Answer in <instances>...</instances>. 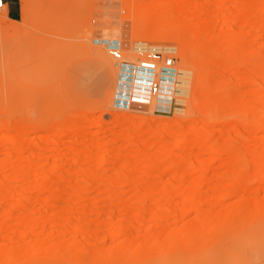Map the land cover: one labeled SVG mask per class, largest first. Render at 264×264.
<instances>
[{
  "label": "rangeland",
  "instance_id": "374dc122",
  "mask_svg": "<svg viewBox=\"0 0 264 264\" xmlns=\"http://www.w3.org/2000/svg\"><path fill=\"white\" fill-rule=\"evenodd\" d=\"M19 1V19L0 23V264H264L262 2L246 10L261 30H241L234 0H193L201 22L236 44L223 43L205 83L198 47L181 35L151 41L186 43L187 60L165 54L190 68L189 87L172 105L182 111H136L117 104L115 61L95 40L148 37L127 18L135 0ZM204 87L220 110L203 108ZM143 138L155 143L140 149ZM82 149L95 159L73 161ZM140 150L171 158L151 168L118 161ZM55 155L67 157L56 171ZM237 175L243 186L232 185ZM80 188L74 200L65 194Z\"/></svg>",
  "mask_w": 264,
  "mask_h": 264
},
{
  "label": "bare ground",
  "instance_id": "6f19581e",
  "mask_svg": "<svg viewBox=\"0 0 264 264\" xmlns=\"http://www.w3.org/2000/svg\"><path fill=\"white\" fill-rule=\"evenodd\" d=\"M234 1L238 5V11L234 16V20L241 23V27H242L241 30H245L248 25L256 26L259 30H261L262 24H260L259 21L257 20H255L254 22H250V20L246 15V10L249 1L248 0H234ZM260 1L262 2L264 8V0H260ZM134 5L136 6V8L135 11L133 12V15H131V12L130 14L128 13L127 18H132V17L135 18L134 19V21L136 20L134 24L135 26L133 25L135 31H138L139 33L147 32L148 34L147 33L146 34L148 35V37L135 39L129 43L126 42L124 45L119 40L120 38L118 36L116 38L113 36L112 38H105V37L103 38L102 36V38L100 39H95L101 42L103 41V39H107L106 41H108L110 45L113 44L121 50L120 58L118 59L113 58L115 61L114 66L118 70L117 73H119L118 86H117L119 93H117L116 95L117 96L116 102L120 107L124 106L125 108L136 111L154 110L160 104L171 105L170 108H173V111H182L183 108L175 105L176 104L175 102H181L183 100L182 97L187 94L189 87V74L191 71L190 68L183 65L176 66L177 65L176 64L171 68H164L159 66L155 70H147L141 68L140 65L141 59L147 53L153 51L156 52L159 51L164 54L165 53L172 54L173 52L178 50L179 56L185 61L188 58L185 44L190 43L192 46L198 47L195 48L196 54L200 56V63L202 65V69L206 80L205 83H208L211 78L210 69L214 66L222 65L220 57L223 54V50H222L223 43L226 40H229L230 44L233 45L236 44V40L233 36H231V32L229 30L223 31L221 30L222 28H219V26L217 25H212V23L201 22L202 10L199 9L197 10L195 8L193 0H135V4H132V6ZM125 6L128 8L127 5ZM124 11L127 12L126 9H124ZM125 12L123 14H125ZM102 13H105V11H102ZM5 15H6V5L4 8L0 10V23L2 22V18ZM110 23L112 22L110 21ZM110 23L104 22L102 26L104 27V29L111 28ZM109 31L111 30H108V32ZM125 31L128 30L126 29ZM263 31L264 30H262L261 32ZM131 32L133 31L131 30ZM100 34H102V32H100ZM136 34L138 35V33ZM122 35L128 36V34H122ZM168 35L169 38L172 35L173 36L181 35L182 38H185L186 43L184 41L181 43L174 41L175 44H159V43L151 42V41L166 40L168 38L167 37ZM107 37H110V35H108ZM99 54L103 55L100 52ZM224 64L228 65L229 62ZM114 66H110L111 72L113 71ZM239 75L243 76L244 74L239 71ZM154 79L158 80L161 84V89L156 94H152L149 88L151 81ZM212 98L213 97L211 94V90L204 87L203 95H202V99H203L202 103H203V108L208 112L215 111L216 109L220 110L218 106L216 107L215 102ZM173 103H175L174 106H172ZM154 143L155 141L153 138H143L141 140V143H138V146L140 149L144 150V148ZM143 150H140L138 151V153L133 154L131 156H126V157L119 156L118 161L121 164H126V165L133 164L136 166L145 163V167L151 168L154 166H163L166 160L171 158L169 157L170 155L168 156L158 155V154L147 155L142 152ZM53 157L55 161L53 167L55 170L52 168L51 172H53V174H57L59 172L56 173L54 171H56L57 167L63 166V163L67 161V157L62 155L61 156L55 155ZM70 157L73 159V161H77V162L84 161L88 163L92 162L95 159L94 154L89 149L79 150L76 152V154L71 155ZM106 159L107 157H104L103 161H105ZM89 168L90 170L88 171V173L86 172V175H88L89 177L104 176V174H101L98 171H93L91 167ZM50 174L52 173L46 172L43 173L42 176L48 177L50 176ZM59 174L61 175L62 173ZM60 175L57 174V176ZM233 178L236 179L232 181V185L243 186V179L241 177L239 178V176L237 175L236 177ZM117 179L118 176L116 175L114 177L113 176L111 177V181L113 183H115ZM217 189H219L220 193H223L225 191L220 187H218ZM53 190L56 189L55 188H53L52 190L49 189L48 192L52 193ZM86 190L87 188H80L76 192H72L69 189H67L65 190V194L70 200H74L76 199L74 198L75 194L82 195L86 192ZM172 191H174V189L170 187L163 189L162 192L171 193ZM146 193L154 194L155 192L152 189H146ZM188 193L189 195H196V194L200 195L202 192L199 188H195L193 190H190Z\"/></svg>",
  "mask_w": 264,
  "mask_h": 264
},
{
  "label": "built area",
  "instance_id": "2783aa9c",
  "mask_svg": "<svg viewBox=\"0 0 264 264\" xmlns=\"http://www.w3.org/2000/svg\"><path fill=\"white\" fill-rule=\"evenodd\" d=\"M5 0H0V10L5 7ZM105 43L106 48L108 49L109 53L111 54L112 58H120L121 56V50L116 47L115 45H110L108 41H102ZM141 68L147 69V70H155L159 66L164 68H171L174 65V58L170 55L161 53L159 51H153L147 53L140 62ZM119 74V73H118ZM150 91L152 94H156L161 89V84L158 80H152L150 83ZM118 90V88H117ZM117 93H119L117 91ZM116 93V95H117Z\"/></svg>",
  "mask_w": 264,
  "mask_h": 264
},
{
  "label": "crops",
  "instance_id": "0c3cea01",
  "mask_svg": "<svg viewBox=\"0 0 264 264\" xmlns=\"http://www.w3.org/2000/svg\"><path fill=\"white\" fill-rule=\"evenodd\" d=\"M6 14L11 20H18L21 15V4L19 0H5Z\"/></svg>",
  "mask_w": 264,
  "mask_h": 264
}]
</instances>
